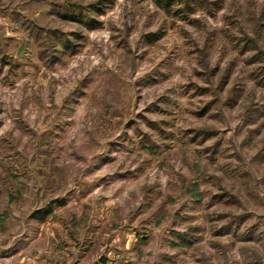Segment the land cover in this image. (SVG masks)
I'll list each match as a JSON object with an SVG mask.
<instances>
[{
    "label": "rangeland",
    "instance_id": "obj_1",
    "mask_svg": "<svg viewBox=\"0 0 264 264\" xmlns=\"http://www.w3.org/2000/svg\"><path fill=\"white\" fill-rule=\"evenodd\" d=\"M164 4L0 0V264H264V0Z\"/></svg>",
    "mask_w": 264,
    "mask_h": 264
},
{
    "label": "trees",
    "instance_id": "obj_2",
    "mask_svg": "<svg viewBox=\"0 0 264 264\" xmlns=\"http://www.w3.org/2000/svg\"><path fill=\"white\" fill-rule=\"evenodd\" d=\"M159 1H161V0H159ZM173 2V0H165V4L164 5H170L171 3ZM48 211V210H47ZM46 210H45V212L39 217V219H43L45 216V213L47 212ZM40 211H37V212H35V214H34V216H39V213Z\"/></svg>",
    "mask_w": 264,
    "mask_h": 264
}]
</instances>
